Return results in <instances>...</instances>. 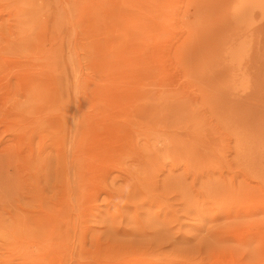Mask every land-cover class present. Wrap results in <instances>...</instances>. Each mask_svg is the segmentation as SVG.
<instances>
[{"label":"rangeland","instance_id":"374dc122","mask_svg":"<svg viewBox=\"0 0 264 264\" xmlns=\"http://www.w3.org/2000/svg\"><path fill=\"white\" fill-rule=\"evenodd\" d=\"M237 1L0 0V264H264Z\"/></svg>","mask_w":264,"mask_h":264},{"label":"bare ground","instance_id":"6f19581e","mask_svg":"<svg viewBox=\"0 0 264 264\" xmlns=\"http://www.w3.org/2000/svg\"><path fill=\"white\" fill-rule=\"evenodd\" d=\"M234 5L233 14L237 20L250 16L254 9H261L264 12V1L262 0H240Z\"/></svg>","mask_w":264,"mask_h":264}]
</instances>
